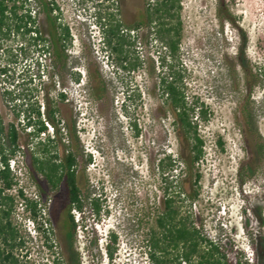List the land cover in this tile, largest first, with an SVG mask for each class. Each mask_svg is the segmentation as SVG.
Returning <instances> with one entry per match:
<instances>
[{
	"label": "rangeland",
	"instance_id": "374dc122",
	"mask_svg": "<svg viewBox=\"0 0 264 264\" xmlns=\"http://www.w3.org/2000/svg\"><path fill=\"white\" fill-rule=\"evenodd\" d=\"M114 2L123 24L132 26L142 19L143 0ZM181 2L183 38L175 64L183 73L189 104L197 103L209 113V121L199 123L205 157L196 166L201 190L192 211L207 237L219 239L228 251L234 244L231 256L239 252L243 253L241 263L247 259L249 264H264V0ZM111 3L104 1L100 9ZM27 6L49 47L56 25L68 28V64L66 72L58 70L51 49L43 61V83L32 91L37 53L33 47H26L27 54L15 51L13 37L1 43L2 48L17 54L19 65L10 64V71L0 80V116L7 124L14 121L15 112L25 108H15V104L31 103L33 96L40 101L42 92L54 100L57 93L65 94L61 118L69 127L75 123L78 144L74 140L72 145L80 152L77 168L82 185L108 210L96 218L89 206L85 214L74 213L78 220L74 248L82 264H147L144 238L163 186L155 165L159 158L168 154L178 158L185 150L156 86L161 71L158 44H148L144 30L131 34L130 42L136 39L137 48L126 45L125 50L131 61L137 57L141 65L125 69L113 49L99 43L98 31L91 25L98 9L91 0H31ZM51 7L56 9L50 12ZM227 11L230 21L225 20ZM53 74L58 75L54 80L59 84L50 80ZM75 74L80 75L79 83L72 80ZM3 88L20 94V101L3 98ZM127 93L131 99L125 98ZM248 113L253 127L244 119ZM20 119L16 120L19 131L24 127ZM48 131L52 133L51 128ZM23 140L29 142L24 136ZM31 162V150L15 160L12 172L19 181L17 188L27 196L42 193L44 202L45 186L34 176ZM174 175L177 178L181 172ZM65 200L66 192L59 188L47 200L44 213L52 224L58 254L70 246L64 229ZM27 216L23 207L15 215L25 240L19 255L27 256L29 264H51L53 257L45 248L44 237L34 232ZM110 232L117 235L112 261L105 251ZM61 258L67 264L66 255Z\"/></svg>",
	"mask_w": 264,
	"mask_h": 264
},
{
	"label": "trees",
	"instance_id": "16d2710c",
	"mask_svg": "<svg viewBox=\"0 0 264 264\" xmlns=\"http://www.w3.org/2000/svg\"><path fill=\"white\" fill-rule=\"evenodd\" d=\"M91 1L98 9L95 21L102 30L104 46L113 49L123 68L134 70L141 65L137 57L131 61L129 53L125 50L126 45L137 48L136 39L130 42L131 34L144 30L147 43L158 44L157 54L161 71L156 86L161 90L168 115L173 118L175 135L180 145L185 146L178 158L168 154L159 158L155 165L163 186L159 207L144 238L147 264H249L247 259L241 263L243 253L230 255L234 253V244H231V250L228 251L227 246L219 239L207 237L203 232V223L198 222L192 211V206L200 199L201 190V175L196 166L205 157L199 123H207L209 113L207 109L197 106V103L189 104L183 73L175 64L180 58L183 38L181 0H143V17L132 26L123 24L117 18L114 11L115 0ZM104 1L112 3L102 11L100 8H104ZM28 3L29 0H0V80L10 71V64L19 65L16 61L17 54L2 48L1 44L13 37L16 41L15 51L27 54L26 47H33L38 55L39 59L36 58L33 63L37 75L30 81L34 84L31 90L38 91L43 83V58L50 54L51 49L55 51L53 65L66 72L68 56L65 51L71 45V38L68 28L58 23L52 31L53 41L49 47L48 40L35 27V19L31 16ZM55 8L51 7L49 11L52 12ZM227 13L225 20L230 21L229 12ZM53 75L49 77L50 80L59 84L54 80V77L59 79L58 75ZM72 80L79 83L80 75L75 74ZM18 85L16 83L14 86L17 90ZM41 94L40 101L37 96H33L31 103L22 102L19 106L15 104V108L21 109L24 105L25 108H22L21 112H15L14 121L5 124L0 116V264H29L27 256L19 255L25 246L22 231L15 222L19 208L23 207L28 213L26 220L33 226L35 233L44 237L45 248L53 257L51 264H65L66 260L62 259L61 255H66L67 264H82L77 248H74L77 238V221L74 214L77 202L82 214H85L87 206L95 218L100 217L102 212L108 214V210L103 209L98 198H92L89 191L83 192L76 185L77 159L80 152L72 143L75 140L78 144V135L75 123L69 127L61 118L60 105L66 100L65 94L57 93V100L51 98L48 93ZM1 95L3 98L8 97L12 103L19 102V97L21 98L20 94L6 88L2 89ZM125 98L131 99L130 94L127 93ZM17 119L24 123L21 131L16 126ZM244 119L253 127L251 114H245ZM48 128L52 129V133H49ZM23 136L29 138V142L24 141ZM26 150L32 152L34 176L44 183V202L42 193L36 191L34 196H27L22 188H17L18 178L10 169V161L17 160ZM178 171L181 175L175 178L174 172ZM62 183L66 186L64 229L70 246L58 254L54 251L56 244L53 242L52 224L44 217V213L47 200L57 192ZM12 190L15 194L10 193ZM185 203L187 206H184ZM84 220L85 215L82 217V221ZM44 224L48 227L44 228ZM31 237L28 235V240L33 242ZM116 244L117 235L110 232L105 246L109 261L113 260L117 252Z\"/></svg>",
	"mask_w": 264,
	"mask_h": 264
},
{
	"label": "flooded vegetation",
	"instance_id": "af4514ba",
	"mask_svg": "<svg viewBox=\"0 0 264 264\" xmlns=\"http://www.w3.org/2000/svg\"><path fill=\"white\" fill-rule=\"evenodd\" d=\"M56 9V8H55ZM54 9V10H55ZM56 19L57 20H59V18H57L56 17ZM62 74V73H61ZM76 185H77V187L80 189V190H82L83 192L84 191H87L88 189H87V187H85V186H83L82 185V180H81V175H80V170L78 169L77 170V180H76ZM60 189H64L65 190V192H66V186H65V184L64 183H62L61 185H60V187H59ZM77 207L75 208V213H77L78 215H81L82 213L80 212V210H79V208H78V206H79V202H77ZM80 219L82 220V218L80 217ZM77 222H78V220H77Z\"/></svg>",
	"mask_w": 264,
	"mask_h": 264
},
{
	"label": "clouds",
	"instance_id": "9594fccd",
	"mask_svg": "<svg viewBox=\"0 0 264 264\" xmlns=\"http://www.w3.org/2000/svg\"><path fill=\"white\" fill-rule=\"evenodd\" d=\"M92 27L93 29H95L96 31H98V40H99V43H102L104 44V37H103V33H102V30L100 28V26L97 24V22L95 20H93L92 22Z\"/></svg>",
	"mask_w": 264,
	"mask_h": 264
},
{
	"label": "built area",
	"instance_id": "2783aa9c",
	"mask_svg": "<svg viewBox=\"0 0 264 264\" xmlns=\"http://www.w3.org/2000/svg\"><path fill=\"white\" fill-rule=\"evenodd\" d=\"M29 1H31V0H29ZM30 13H31V16H32V12L30 11ZM33 18V17H32ZM33 35H35V34H33ZM47 58V57H46ZM46 58H43V61L46 59ZM14 163H15V161H13V160H11L10 161V169L11 170H13V168H14ZM35 232V231H34Z\"/></svg>",
	"mask_w": 264,
	"mask_h": 264
}]
</instances>
